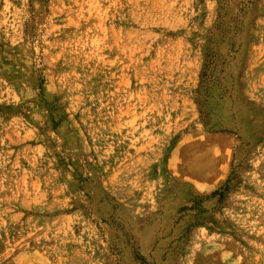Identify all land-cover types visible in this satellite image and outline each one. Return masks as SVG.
<instances>
[{"label": "rangeland", "instance_id": "1", "mask_svg": "<svg viewBox=\"0 0 264 264\" xmlns=\"http://www.w3.org/2000/svg\"><path fill=\"white\" fill-rule=\"evenodd\" d=\"M0 264H264V0H0Z\"/></svg>", "mask_w": 264, "mask_h": 264}]
</instances>
